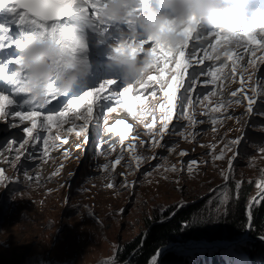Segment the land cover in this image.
<instances>
[{"label":"snow or ice","instance_id":"6c2138e0","mask_svg":"<svg viewBox=\"0 0 264 264\" xmlns=\"http://www.w3.org/2000/svg\"><path fill=\"white\" fill-rule=\"evenodd\" d=\"M117 2L118 0H0V14L11 18L8 23H0V51L13 49L14 46L15 50H18L15 58L6 62L15 65V70L9 73L6 66L0 65V81L11 85L16 95L23 94L25 96L22 103L17 105L13 98L0 91V118H6L12 114L9 109L15 105L21 109H27V111H16L14 115L19 117L21 122H31V127L25 129L28 139L18 147L10 148V151H14L16 155L13 160H6V163L11 164L21 160L20 150L24 148V145L29 141L40 142L42 139L40 132H51L57 122L61 127L63 123H71L73 127L67 129L69 133L78 127L76 135L80 136L88 132L90 124L99 127L101 116H103L104 131L108 134L114 133L123 145L126 132L120 131V129L130 130V125L124 120H119L115 125L107 126L104 110L115 111V108L111 107L112 102L125 107L127 112L133 118H138L140 123L151 118L150 122L144 123L146 129L144 134L149 137V148L146 150L167 148L168 152H173L175 146H167L166 143H162L165 141V137L179 136L186 142L194 141L196 135L187 132V129H194L198 124L210 122L213 125L212 131L217 132L218 129L215 126L220 118L216 115H209V112L212 114L222 113L223 109L225 110L222 113L223 119H234L240 123L243 117L234 116L226 111L233 104L243 106L245 116L256 115L264 118V111L256 107L258 101H264V82L257 80L253 84L252 74L246 75L249 68L255 71L258 70V63L264 64V54L258 55V53H264V15L259 16L252 23L241 22L227 32L224 29L205 30L201 21L195 16H190L187 20L179 22L168 20L161 26L160 32L180 37V42L172 45L161 42L158 37L153 39L151 36H144L140 32L137 20L144 15V8L149 0H136V6L132 8L122 23L105 15V10L109 5ZM249 4L250 0H240L237 10L246 13L245 10ZM10 24L19 29L18 37L15 39L11 35ZM29 38H35L41 44L50 42L58 48L59 55L52 61L57 76L80 74V81L71 92L62 91L57 86L56 78H53L47 85L43 102L29 91L26 87L28 77L19 54V51L24 48L25 41ZM93 50L96 51L103 68L108 72H115L119 75L114 71L115 66L111 63L114 54L139 61H143L147 57L150 60L147 67L153 71L146 80L139 84L138 88L131 83H124L122 90L119 87H113L118 85L116 78H103L96 84L86 87L93 67L90 60ZM246 55L248 56L247 64L242 66L240 61ZM205 61L211 63L205 64ZM190 69L191 71H189ZM226 69H228L227 72ZM119 77L121 76L119 75ZM201 77L206 79L202 81ZM225 80H231L233 83L238 82V88L230 93L231 97L237 99L225 100L223 98L222 85ZM218 81L221 85L220 91L208 88L209 85L216 86ZM198 86L207 89V94L203 95L202 99L199 98V95L196 99L193 98V93L196 92ZM77 89L82 90L79 94L73 95ZM149 90L152 99L162 100L158 109L145 105L148 97L144 96V93H149ZM211 97H217L214 105ZM53 101L56 103H52ZM205 102H207L205 105L207 110L199 115L206 116L208 119L207 121L197 120L195 108ZM137 103L141 106L139 111L134 110ZM208 105L213 106L208 108ZM41 109L45 110L47 114L42 116ZM94 109L97 112L95 119ZM69 115L74 119L68 121L66 118ZM174 117L178 122L187 121L184 131H178L175 126L170 129L169 126L173 124ZM80 120L83 123L77 125L76 121ZM261 131H264V128H261ZM133 139L135 140L136 137L134 136ZM56 140H60L59 134L55 136L52 143L54 144ZM242 140L243 136L231 141H222L223 148L218 154L213 155V160L218 161L224 160L229 152L233 153L227 160V174L222 171L221 176L226 182L234 183L236 198H238L243 181L235 180L233 162L238 158L237 153ZM67 142L66 139L61 141L65 144ZM49 143V138L44 137L45 156L48 155ZM144 143V141H140V146L143 147ZM254 146L257 148L258 154L264 158V140ZM210 147L215 150L217 146L211 145ZM134 149L135 145H130L128 148L131 159L126 167L130 171L133 170L132 162L136 165L135 171H138L141 164L148 162L149 159H164L161 156L146 157L132 154ZM64 155L67 156V153ZM186 155L185 151L179 152L180 157ZM122 159H124L123 150L111 167L114 169ZM196 163L195 160L187 163L186 167L189 173L193 171ZM104 167L105 170L109 168L108 165ZM153 167L158 170L163 165L157 164ZM169 170L175 173L182 169H177L175 166H171L170 169L164 168L165 172ZM5 172V169H0V185L6 186V182L11 181L6 177ZM57 174L58 172H54L53 176ZM151 175V170L146 173V176ZM26 178L31 179L27 176ZM132 183L134 184L135 181ZM106 187L112 189L114 185L110 182ZM121 187H131L126 177ZM255 187L258 189V195L252 198L246 206V223L249 231L254 227L253 221L256 212L264 209V179L258 180ZM231 190V184H226L218 190L221 191L224 202L229 200L228 193ZM183 206L180 204L177 208ZM177 208H174L170 213L167 208H162L160 211L162 214L175 215ZM259 238L264 241V234H261ZM237 246H246V239L231 241L230 250L236 256L235 264H248L246 258L235 251ZM159 255V253L156 254L151 264H158Z\"/></svg>","mask_w":264,"mask_h":264},{"label":"rangeland","instance_id":"374dc122","mask_svg":"<svg viewBox=\"0 0 264 264\" xmlns=\"http://www.w3.org/2000/svg\"><path fill=\"white\" fill-rule=\"evenodd\" d=\"M0 16L5 17L3 14ZM9 26L13 36L19 29L13 24ZM261 54L264 53H258ZM247 60L246 55L240 64L246 66ZM208 63L211 62L205 61V64ZM257 69L254 71L249 68L246 74H252L253 84L257 80L264 82V64L258 63ZM204 79L206 78L201 77L202 81ZM208 88L220 91V82L216 86L209 85ZM237 88L238 82L225 80L222 85L223 98L237 99L230 95ZM140 91L143 92L142 89ZM205 94L207 89L198 86L193 98L196 99L199 95L202 99ZM144 96L148 97L146 106L158 109L162 100L152 99L150 90ZM211 99L214 105L217 97ZM260 102L257 109L264 111V101ZM206 104L207 102L195 108L197 120L207 121L206 116L199 115L207 110ZM213 105H208V108ZM116 106L115 102L111 103V107ZM140 107L137 103L134 110L139 111ZM9 111L12 114L0 118V169L6 170L5 175L11 181L6 182V186L0 185V264H116L114 255L119 244L141 233L146 219L152 216L154 210L173 206L177 208L180 204L209 195L213 189L225 183L221 172L227 174V160L233 153L229 152L224 160H213V155L223 148L222 141L243 136L238 158L233 162L236 176L253 183L261 179L264 170V158L254 146L264 140V131H261L264 128V118L256 115L247 118L244 115L245 108L235 104L226 111L243 117L240 123L234 119H223V109L222 113L209 112V115L220 118L215 126L218 131L213 132V125L207 122L198 124L194 129H187V132L196 135L194 141L186 142L179 136H166L162 143L175 146L173 152H168L167 148L146 150L149 148V137L144 134V123L150 122L151 118L140 123L125 107L118 105L115 111L107 112L105 109L104 113L107 126H113L124 118L130 125V130L120 129L126 132L123 145L114 133L104 131L103 116L99 127L90 124L88 132L80 136L76 135L78 127L69 133L67 129L73 127L71 123H63L61 127L57 122L51 132H40V142L29 141L25 144L20 150L21 160L11 164L5 162L13 160L16 155L10 148L18 147L28 139L25 129L31 127V122H21L14 115L16 111L27 109L14 105ZM114 112L116 113L113 114ZM41 114L43 116L47 112L41 111ZM96 116L94 109V119ZM66 119L71 121L74 117L69 115ZM82 123V120L76 121L77 125ZM186 125L187 121L178 122L174 117L173 124L169 127L171 129L175 126L178 131H184ZM57 134L60 140L53 144ZM44 137H48L50 141L47 156L44 155ZM65 139L68 142L61 143ZM140 141L145 142L143 147L140 146ZM130 145H135L132 154L161 156L164 159H149L141 164L138 171H135L136 165L132 162L133 170L130 171L126 167L131 159L128 151ZM211 145H216V149L213 150ZM122 150L124 159L113 169L111 166ZM180 151L187 152V155L180 157ZM193 160L197 163L189 173L186 165ZM157 164L163 167L156 170L153 166ZM105 165L109 166L108 170H105ZM171 166L182 170L175 173L164 171L165 167L170 169ZM150 170L152 175L146 176ZM54 172L58 174L53 176ZM125 177L131 187H121ZM110 182L114 185L112 189L106 187ZM207 187L212 188L209 190ZM257 192L258 190L254 195ZM218 199L223 201L221 193ZM208 202L211 200L208 199ZM246 238L252 240L250 237ZM218 243L225 245L224 242ZM227 247L217 248L220 250L221 264H235L236 256ZM205 251L208 250L178 254L188 256L191 260L189 264H193L196 261L193 253L199 256ZM245 256L243 257L249 264L248 257Z\"/></svg>","mask_w":264,"mask_h":264},{"label":"trees","instance_id":"16d2710c","mask_svg":"<svg viewBox=\"0 0 264 264\" xmlns=\"http://www.w3.org/2000/svg\"><path fill=\"white\" fill-rule=\"evenodd\" d=\"M234 177L235 180L243 181L238 198L235 195L234 183L225 181L224 184L213 189L209 195L177 208L175 215H169V213L176 206L168 207L169 213L162 214L160 210H154L152 216L146 219L145 228L141 233L119 244L114 255L116 264H147L156 252L171 243L231 242L239 240L244 235L252 240H246V246H237L235 251L246 255L249 264H264V243L258 238L264 234V209L256 212L254 227L251 231L246 223V206L258 190L255 187L256 182L250 183L235 174ZM226 184H231L232 190L228 193L229 200L221 202L218 199L221 191L218 190ZM207 188L210 190L212 187ZM208 199L211 202H208ZM66 212L67 209L64 214ZM196 254L193 253V258L196 259L193 264H221L222 262L218 249L205 251L199 256ZM189 263L191 260L188 256L167 251L158 264Z\"/></svg>","mask_w":264,"mask_h":264},{"label":"clouds","instance_id":"9594fccd","mask_svg":"<svg viewBox=\"0 0 264 264\" xmlns=\"http://www.w3.org/2000/svg\"><path fill=\"white\" fill-rule=\"evenodd\" d=\"M239 2L240 0H149L145 5L144 15L137 20V24L144 36H151L153 39L158 37L163 43L175 45L180 42V37L160 32L165 21L179 22L195 16L205 30L224 29L227 32L246 19V13L237 10ZM135 6L136 0H118L116 4L109 5L105 15L122 23ZM19 54L28 77L26 87L41 102L44 101V92L53 78H56L57 86L67 92H71L80 81V74L77 73L56 75L52 61L58 57L59 50L50 42L41 44L37 39L29 38ZM149 62L147 57L139 61L115 54L111 60L116 68L123 70L121 79L134 86H139L152 73L153 69L147 67Z\"/></svg>","mask_w":264,"mask_h":264},{"label":"water","instance_id":"95a60500","mask_svg":"<svg viewBox=\"0 0 264 264\" xmlns=\"http://www.w3.org/2000/svg\"><path fill=\"white\" fill-rule=\"evenodd\" d=\"M258 195V192L252 197V198H254V197H256ZM246 237H248L247 235H244V236H242V238H244V239H246ZM242 238H240V239H242ZM239 239V240H240ZM260 239V238H259ZM189 242H193V243H202L200 246H198L197 248H196V250L195 251H201V250H211V249H217V248H224V247H226V246H228L227 248H229L230 247V242H224L225 243V245H219V243L218 242H204V241H189ZM263 243H264V241H262ZM182 244H184V243H171V244H169V245H167V246H165V247H163V248H161L157 253H159L160 255H159V258H158V263H159V261H160V258L163 256V254L165 253V252H167V251H174V252H176V253H182V251H177V250H175L173 247H175V246H179V245H182ZM156 253V254H157ZM183 253H185V252H183Z\"/></svg>","mask_w":264,"mask_h":264},{"label":"bare ground","instance_id":"6f19581e","mask_svg":"<svg viewBox=\"0 0 264 264\" xmlns=\"http://www.w3.org/2000/svg\"><path fill=\"white\" fill-rule=\"evenodd\" d=\"M239 50V49H237ZM123 120H126L125 118ZM261 179H264V173L262 174L261 176ZM205 242V241H204ZM202 243H193V242H186L182 245H179V246H175L173 247L175 250L177 251H182V252H185V253H192V252H195L196 248L198 246H200ZM157 253V252H156ZM156 257V254L153 255L147 264H151L152 260Z\"/></svg>","mask_w":264,"mask_h":264}]
</instances>
